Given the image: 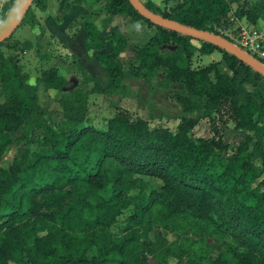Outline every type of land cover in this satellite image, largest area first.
Masks as SVG:
<instances>
[{"label":"trees","instance_id":"trees-1","mask_svg":"<svg viewBox=\"0 0 264 264\" xmlns=\"http://www.w3.org/2000/svg\"><path fill=\"white\" fill-rule=\"evenodd\" d=\"M46 1L32 0L39 9L46 7ZM143 2L153 11L217 34H220L218 27L230 24L229 19L223 17L231 11L232 2H237L234 17H244L252 23L264 18V2L183 0L168 9L156 6L151 0ZM105 7L109 13L142 19L155 27L156 32L145 42L131 47L133 58L126 62L134 76L149 77L161 67L166 70L169 81H181L184 86L169 94L182 110L205 108L206 116L214 110L217 120H231L238 128L250 130L256 126L259 116L264 115V102L255 106V94L247 84L256 87L257 79H262L259 83L264 88L261 73L206 40H201L196 50L210 53L220 49L224 67H219L218 61L193 67L189 64L190 52L185 48L163 55L155 46L180 39L188 45L192 36L151 22L129 0H105ZM31 9L29 6L21 23L36 21ZM88 29L90 35L92 28ZM110 36L113 38L110 50L97 55L104 64L107 81L91 77L92 91L104 93L122 86L118 80L125 61L120 59L119 53L126 47V40L115 31ZM104 38L100 36L102 41L96 46H100ZM182 51L187 52V58H182ZM143 68L146 70H141ZM27 75L14 64L11 77L15 78L10 83L8 76L0 78L6 97L0 105V156L10 141L9 131L30 112L42 111L35 101V93L25 82ZM52 75L58 77L59 82H65L54 67L45 69L40 78L52 82ZM76 87L70 89L75 95V105L64 108L62 128L47 131L36 150L21 153L16 158L11 171L0 169V219L5 217L4 223L11 219L24 220L36 213L30 196L34 192H48L58 199L69 196L62 208L49 210L35 221L34 229L43 234L36 236L30 249L15 236L6 237L11 243L14 264H125L128 252L125 246L132 240L130 233L134 227L130 233L117 234L103 221L129 203L128 191L139 175L160 179L162 183L155 197L148 194L144 205L134 207L128 227L141 222L145 210L155 200L168 216L190 215L219 224L228 233L230 240L216 256L194 250L188 264H264V191L258 195L256 188L250 187L256 170L249 158L239 153L228 158L227 143L219 136L190 137L188 130L197 123L191 117H182L171 128L151 125L147 118L118 107L107 118L105 130L87 126L79 120L85 108H81L83 92L76 95ZM210 121L214 123L215 119L210 117ZM217 127L212 129L218 132ZM249 139L246 134L242 144L245 146ZM254 152L264 158L261 148ZM67 182H71L72 187L60 193L59 189ZM262 184L264 186V177ZM93 228L96 230L90 239L86 233ZM90 243L97 248L95 256L84 253L83 246ZM0 264H10L3 252H0Z\"/></svg>","mask_w":264,"mask_h":264},{"label":"rangeland","instance_id":"rangeland-1","mask_svg":"<svg viewBox=\"0 0 264 264\" xmlns=\"http://www.w3.org/2000/svg\"><path fill=\"white\" fill-rule=\"evenodd\" d=\"M13 2V0H10ZM2 5L0 8V22L9 10L12 2ZM94 1V0H93ZM98 1V0H95ZM143 1V0H142ZM171 7V6H169ZM169 7H165L168 9ZM32 8L31 12L34 14V9L41 15L44 12H39L38 7L32 2L30 4ZM95 8V7H94ZM87 10L91 14L84 21L89 25L90 35H86V45L88 47L96 46L103 36V25L94 22L96 12L106 10L105 0H101L99 7L92 9L87 7ZM233 8L231 11L223 17L224 20L230 21V24L220 26L221 35L236 36L239 40H246L247 34L258 29L250 28L247 32L242 34V28L240 25V18H234ZM35 16V14H34ZM124 16V15H122ZM30 17V14H29ZM231 17V18H229ZM126 21H125V20ZM124 19H120L122 29L128 21L132 22L131 26L127 28V33L130 34V39L133 42L143 43L151 33L150 30L145 31L146 27L150 26L155 31V27L151 24H147L142 19H130L128 16H124ZM242 19V18H241ZM243 20V19H242ZM245 20V19H244ZM24 21L19 23L13 32L7 37L4 42H0V78L8 76V83L15 77L12 76V70L14 64H17L21 72L27 73L25 82L30 85V88L35 93V101L42 107V111L39 113L30 112L25 120L20 121L15 125L12 131H9L8 138L10 141L7 143L0 156V169L4 171H11L14 161L21 153H31L37 149L41 137L50 130H57L62 128V113L64 108L74 106L75 95L70 93V89L77 83L79 92H83L82 107L85 111L82 113V117L79 119L83 124L87 126H94L97 129L105 130L107 127V118L110 117L118 107L127 108L132 113L138 114L144 118L150 114V118H147L151 125H168L174 128L176 123L181 120L182 117H191L197 120V123L188 130L190 137H221L223 142L227 143L226 156L232 157L235 153H239L241 156L249 158L255 165L256 175L250 180V187L256 188V194L260 195L264 191L262 180L264 177V158H261L259 154L255 153L256 148L264 150V115H260L256 126L253 129L238 128L231 120L219 121L217 120V114L214 110L210 111V116H206L205 108H197L191 111H186L185 115H174L173 117H161L159 114L166 113L171 114L176 112L174 105H171L169 111L165 112L164 102H168L169 94L175 90L176 85H172L168 89V86L164 87L163 82H168L166 70L158 68L154 71V75L151 79H154L151 83H147L139 80L138 83H132L130 77L131 69L128 64L123 65L127 71L124 76L122 85L119 89H116L117 94L110 95L109 97L101 95H91L89 90L91 87V76L89 68L79 66L76 59V54L72 53L66 48L59 40L56 42L54 39L48 38L44 35V24L42 27H35L29 32V29H21L23 25L31 24V22ZM37 23V20L32 24ZM250 23V22H249ZM257 23V22H255ZM140 24H144L143 29ZM31 27V26H30ZM87 27V26H86ZM100 27V28H99ZM119 35H124L123 30L117 29ZM89 32V31H88ZM41 33V34H40ZM152 33V34H153ZM41 35V38L38 36ZM262 34V33H261ZM44 35V36H43ZM43 39V41H42ZM258 36L253 37V42L258 43ZM236 41V39H233ZM201 39L192 37L191 43L188 45L183 44L181 39L179 41H170L155 46L158 51L163 55L169 54L176 49H186L189 54L190 65L193 67H200L211 62L218 61L219 67H224L225 62L222 59V51L220 49L213 50L212 53H208L204 58L200 56L196 47L200 44ZM133 45V44H131ZM135 45V44H134ZM132 47V46H130ZM154 48V47H153ZM187 52L182 51L180 54L182 58H187ZM254 54L264 63V57ZM126 56V55H125ZM126 58V57H125ZM129 57V59H132ZM126 59V60H129ZM125 60V62H126ZM54 67L56 73L61 75L65 79V76H77L79 73V80L73 79L72 83L65 85V82H59L58 77H54L52 82H44L40 75L47 68ZM83 68V69H82ZM141 70H146L143 68ZM71 74V75H70ZM74 74V75H72ZM124 75V69L122 71ZM127 75V78H126ZM211 78H214L213 72H210ZM122 77V76H121ZM120 77V78H121ZM119 78V80H120ZM126 78V79H125ZM142 78V76H140ZM16 77V81H18ZM63 79V80H64ZM118 80V82H119ZM107 81V77L104 78V82ZM158 81V82H157ZM260 81L257 79L256 87L251 84H247L253 94H255L254 104L259 105L260 102H264V88L261 87ZM0 79V83H1ZM128 82V83H126ZM161 85V86H160ZM180 86L183 88L182 82ZM5 88L0 84V105L6 101L4 95ZM116 90H114L116 92ZM69 93L71 95H69ZM106 93V92H105ZM199 100V99H198ZM140 102H146L150 105L149 108L141 106ZM178 104V103H177ZM86 106V107H85ZM139 107V109H137ZM168 107V106H167ZM142 113V115L140 113ZM256 112L254 113V115ZM210 117L215 121L212 123ZM218 126V132H215L212 127ZM248 134L250 139L246 142L245 146L242 144L245 140V135ZM161 180L148 176L139 175L136 184L132 186L128 191L130 197L129 203L122 206L116 213L111 214L103 223L106 224L110 230L117 234L130 233L132 240L126 243L125 250L128 252L125 254V264H188L191 255L194 250H204L209 256H216L221 248L224 247V243L230 240L228 233H226L219 224H212L206 221L196 219L190 215H177L168 216L164 213L160 206V203L153 200L149 205V208L145 210L144 219L138 222L134 226H127L129 216L133 213L136 205H144L147 201L148 194L150 197H155V192L160 190ZM72 187L71 182H67L61 189L60 193L69 190ZM26 190L25 192H27ZM52 194V193H51ZM31 200L35 209V214L24 220H9L8 222H2L4 218L0 219V252H3L7 257L10 264H14V255L11 252V243L6 240L9 235L10 238L15 236L24 247L29 248L33 244L36 236L43 234V231L35 230L34 223L45 212L62 208L64 204L69 201V196H64L58 199L55 196L49 195L48 192H34L31 195ZM144 203V204H143ZM96 228L86 233V237L91 239V235ZM84 253L87 256H95L98 254L97 248L94 244H87L83 246Z\"/></svg>","mask_w":264,"mask_h":264},{"label":"crops","instance_id":"crops-1","mask_svg":"<svg viewBox=\"0 0 264 264\" xmlns=\"http://www.w3.org/2000/svg\"><path fill=\"white\" fill-rule=\"evenodd\" d=\"M10 0H0V8L2 5H5L9 2ZM156 6L160 7V8H165L168 7L170 5H173L174 3L178 2V1H183V0H151ZM250 3L253 2H264V0H246ZM101 3V0L98 1H93V0H47L46 1V7L44 9H37L39 10V12H44L43 15L39 14L35 9H34V14H35V18L37 20V23L34 24H27L23 25L21 27V29H29V32L31 33V31H33L34 29H37L35 27H42V23L44 24V35L48 36L49 40L50 39H54L56 40V42H58L57 40H59V42H61L64 46H66L67 49H69L72 53L76 54V59H77V63L78 65L82 66V67H86L89 68L90 72L93 73L92 75L100 78L102 81H104V78L107 77V75L104 72V64L103 62L98 58V54L105 52V51H109L112 43H113V38L110 36L111 32L115 31L117 32L118 28H120L121 30H123V34L122 37L125 38L126 40V47L124 49H122L119 53V57L121 60L125 61L126 59H129V57H133V51L132 48L130 46H132L131 44H142V43H138V42H133L130 39V34L127 33V28L131 26L132 22H136V21H128L123 27H125L124 29H122L120 24V19H124V16H122L123 14H112L109 13L107 10H101L100 12H96V16L94 17V22L93 23H98L99 25L102 24L103 25V36L105 37L102 44H100V46H93V47H88L86 45V35L88 34V27H86V25H84V21L88 18V16L91 14L92 11L95 10H91L90 12L87 10V7H90L92 9H95L96 7H99ZM237 5V2H232L231 6L233 8V10H235ZM95 7V8H94ZM234 17V16H233ZM237 18V17H234ZM243 19V20H242ZM242 19L238 18V20L240 21V25L243 29H250V28H254V29H258L259 32L264 33V18H259L256 22L257 23H252V22H248L244 17H242ZM245 19V20H244ZM125 20V19H124ZM126 21V20H125ZM130 25V26H129ZM141 28L143 29L145 26H143L142 24ZM31 26V27H30ZM100 28V27H99ZM245 29V30H246ZM144 30V29H143ZM148 30L151 31V33L148 35V37L153 33V29L152 27L148 26L146 27L145 31L147 32ZM251 36H254V34H257L255 31L250 32ZM41 34V33H40ZM43 35V36H44ZM39 36V34H38ZM41 38V35L39 36ZM147 40V39H146ZM43 41V39H42ZM145 42V41H144ZM213 51H211L210 53H212ZM201 57H205L207 56L208 53H199ZM126 55V56H125ZM126 57V58H125ZM127 64V62H124L123 65ZM128 67V65H127ZM83 69V68H82ZM124 69V75H122V77L120 78V84L124 85L123 79L125 74L127 73L128 70H126L123 66ZM129 69V68H127ZM80 73V72H79ZM79 73H77V76H65V74H63L64 77L66 78L65 81V85L72 83L73 79H76V81L79 80ZM71 75V74H70ZM74 75V74H72ZM131 76L130 77L132 83H138L137 81L141 80L145 83H147L149 81V83H151L154 79H151V76L149 77H137L134 76L131 72H130ZM154 75V74H153ZM152 75V76H153ZM93 77V76H91ZM73 78V79H72ZM127 78V75H126ZM125 78V79H126ZM80 81V80H79ZM158 82V81H157ZM128 83V82H126ZM181 81H168V82H163L162 86L166 87L168 86V89L172 87V85H176L175 87L183 89L180 86ZM77 86V83L74 85ZM73 86V87H74ZM161 86V85H160ZM117 90L115 91H109V92H99V91H92L91 89L89 90V94L91 95H101L109 97L110 95H114L117 94ZM119 93V92H118ZM141 106L144 108H149L150 105H148L146 102H140ZM165 107H163V110H166L165 112L169 111L171 108V105H174V109L176 110V112L173 113H162L159 114L161 117H173L174 115L177 116H182L185 115L186 111L182 110L180 108V106L173 101L171 98H168V102H164ZM168 106V107H167ZM137 109H139V107H137ZM150 109V108H149ZM140 113V112H139ZM142 115V113H140ZM150 114H152V112H149V114L147 116H145L146 118H150ZM168 125L169 122H167Z\"/></svg>","mask_w":264,"mask_h":264},{"label":"water","instance_id":"water-1","mask_svg":"<svg viewBox=\"0 0 264 264\" xmlns=\"http://www.w3.org/2000/svg\"><path fill=\"white\" fill-rule=\"evenodd\" d=\"M129 2L142 16L149 19L151 22L182 34H187L211 42L234 54L237 58L241 59L264 76V63L240 45L234 43L223 35L217 34L208 29L185 24L159 12L153 11L149 9L142 0H129ZM31 3L32 0H13L9 10L0 22V42L5 40L21 22L23 15Z\"/></svg>","mask_w":264,"mask_h":264},{"label":"built area","instance_id":"built-area-1","mask_svg":"<svg viewBox=\"0 0 264 264\" xmlns=\"http://www.w3.org/2000/svg\"><path fill=\"white\" fill-rule=\"evenodd\" d=\"M245 29L242 28V31H241L242 34L247 32V29L246 30ZM220 34H222V33H220ZM250 34L251 33L247 34L248 38H246V40H244V41L239 40L238 37H236V36L235 37L234 36H229L231 38H228V39H230L231 41H233V39H236V41H233V42L238 44V45H240L242 48H244L245 50H247L251 54L254 55L257 52V53H260L259 55H261V57H264V33H262V34L261 33L254 34V36H258L259 37V40H258L259 42L258 43H254L253 42V37L254 36H251ZM225 37L227 38V36H225ZM254 56H256V55H254ZM259 60H261V59H259Z\"/></svg>","mask_w":264,"mask_h":264}]
</instances>
